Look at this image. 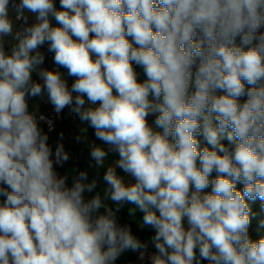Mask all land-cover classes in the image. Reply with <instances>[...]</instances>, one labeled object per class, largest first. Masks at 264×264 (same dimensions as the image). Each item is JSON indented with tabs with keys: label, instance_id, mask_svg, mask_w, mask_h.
<instances>
[{
	"label": "clouds",
	"instance_id": "9594fccd",
	"mask_svg": "<svg viewBox=\"0 0 264 264\" xmlns=\"http://www.w3.org/2000/svg\"><path fill=\"white\" fill-rule=\"evenodd\" d=\"M262 29L264 0H0V264L144 261L149 241L118 223L126 205L154 231L145 264H264L249 235V202L264 209ZM45 96L108 146L90 145L97 169L118 153L102 195L85 197L86 170L71 186L57 173L69 154L28 104Z\"/></svg>",
	"mask_w": 264,
	"mask_h": 264
},
{
	"label": "rangeland",
	"instance_id": "374dc122",
	"mask_svg": "<svg viewBox=\"0 0 264 264\" xmlns=\"http://www.w3.org/2000/svg\"><path fill=\"white\" fill-rule=\"evenodd\" d=\"M34 22V18L29 19V24ZM20 22H18L19 24ZM56 26V24H54ZM264 31V29H262ZM237 43H239V38L237 39ZM48 45L45 44L41 51L45 54V62L42 65V67L47 68L49 70H52L56 68V65L53 61V54L47 51ZM61 73L64 76V79L67 81V84L69 88L71 87V79L70 76L67 74L66 69H59ZM33 79H37V77L33 76ZM75 95V94H74ZM246 99L245 98H242ZM86 100V106H88L87 98ZM29 104V110L35 111L38 116L43 115L46 120L40 121L39 126L43 130L44 133H46L49 137L48 144L53 148V151L55 150V147L58 143H63L65 151L69 154V160L63 165V167H56V171L59 175H67L68 180L67 183L69 186H71L73 177L77 175L79 171H88L89 176H91L92 179L98 180V187L94 190V193L88 194V198H90L91 195L95 194V192H100L101 195L103 194V190L106 187L104 184L102 177L103 174L108 166H113L115 164V161L119 158L118 153L109 152L104 167L101 168L102 173H98L94 175L95 168L92 165V163L88 160V153L87 150H90L91 144H96L98 146H101L107 150L108 146L105 145L102 141L96 139L94 134V129H92L90 126H88L87 123H82L79 118L70 113V111L66 108L60 115H57L50 103L47 102L46 96L43 98L37 97V98H30L28 100ZM155 116H149L148 117V123L155 128L154 125ZM47 121L51 122V130L49 129V125ZM86 129V131H84ZM63 133V140L60 139V134ZM80 136L81 140L80 142H77L76 137ZM207 146L202 142L201 147ZM72 148H79V151L76 152ZM117 174L119 176L124 177L126 183H134V179L130 177L128 174L124 173L121 169L117 168ZM216 176V173H215ZM215 178V177H210ZM91 179V180H92ZM237 188L239 190H242L243 185H237ZM205 191L210 192L211 189L208 188ZM3 199V198H0ZM251 211L253 213L251 224L250 226L255 227L260 230L261 233L264 232V209L261 208L260 201L257 200L256 202H249ZM130 207H133L132 205H126L123 209L128 210ZM103 211V209H101ZM132 222V223H129ZM139 220L135 219L133 220L131 217L128 218L127 222L120 223V224H129L132 230V233L141 241H149V248H148V254L145 255L144 261H141L139 259V253L137 254V259L133 261L131 264H145V262L148 261L149 255L155 252V249L151 246L150 238L145 237L141 233V229L139 227Z\"/></svg>",
	"mask_w": 264,
	"mask_h": 264
},
{
	"label": "trees",
	"instance_id": "16d2710c",
	"mask_svg": "<svg viewBox=\"0 0 264 264\" xmlns=\"http://www.w3.org/2000/svg\"><path fill=\"white\" fill-rule=\"evenodd\" d=\"M55 3L57 5V7H59V0H55ZM52 24H53V26H54V24H56L54 20H52ZM52 54L54 55V53H52ZM134 68H135V70H136V72L138 74V80L141 81V82L143 80H145L146 76L144 75L143 69L140 66H137V65H134ZM70 79H71V84H72L74 82L75 78L74 77H70ZM224 143H227V142L224 141ZM72 149H74L76 152L79 151V148H72ZM87 153H88V160L92 163V165L95 168L94 175H96L98 173H102L101 168L97 169L95 167V162L91 159L90 154H89L90 150H87ZM211 177H215V172L212 174ZM91 179H92L91 176H89V182L91 181ZM88 194L89 193H85V197L86 198H88ZM117 216H118V222H120V223L127 222L128 218H130L128 210H124V209H121V211L117 214ZM141 216H142L141 213H137V218L136 219L139 220V218ZM129 223H132V222L129 221ZM141 233L145 237L151 238V236L154 234V231L151 230V229L145 228V229L141 230ZM249 235H250L251 239L258 240L261 237H264V232L261 233L259 229L250 226L249 227ZM136 259H137L136 252L126 251L123 254H121V256L117 259L115 264H131Z\"/></svg>",
	"mask_w": 264,
	"mask_h": 264
},
{
	"label": "crops",
	"instance_id": "0c3cea01",
	"mask_svg": "<svg viewBox=\"0 0 264 264\" xmlns=\"http://www.w3.org/2000/svg\"><path fill=\"white\" fill-rule=\"evenodd\" d=\"M201 264H207V261H202Z\"/></svg>",
	"mask_w": 264,
	"mask_h": 264
}]
</instances>
